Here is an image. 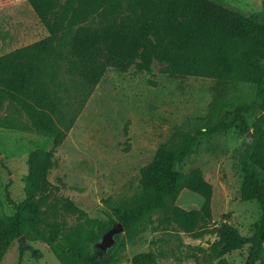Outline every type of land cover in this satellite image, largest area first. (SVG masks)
Returning <instances> with one entry per match:
<instances>
[{"label": "trees", "instance_id": "trees-1", "mask_svg": "<svg viewBox=\"0 0 264 264\" xmlns=\"http://www.w3.org/2000/svg\"><path fill=\"white\" fill-rule=\"evenodd\" d=\"M20 1L29 3L48 36L0 56V110L6 102L14 103L51 144L30 153L25 199L17 204L7 197L15 212L6 217L0 204V263L15 240L20 260L28 249L40 257L41 252L28 243L40 241L60 264L111 263L112 249L96 248L102 235L94 233V221L71 199L51 190L48 175L54 156L77 115L72 106L77 96L62 98L58 93L65 85L56 82L59 73L77 78L82 94L89 95L109 68L125 73L136 65L151 72L156 60L163 74L216 80L218 89L204 122L183 140L160 146L140 169L137 193L114 212L118 222L130 232L157 214L160 223L197 238L215 234L210 246L214 257L249 245L244 264H264V17L246 16L215 0ZM13 2L0 0V8ZM240 83L255 87L253 100L228 97L229 86ZM256 112L261 114L250 125L249 116ZM0 127L20 125L11 119L0 121ZM233 127L250 140L239 158L244 173L241 200L256 201L261 211L249 236L230 223L210 228L213 185L200 168L177 170L200 138ZM183 189L202 197L199 208L176 204ZM61 213L75 216L77 222L68 226ZM156 258L153 252L139 254L133 264H157Z\"/></svg>", "mask_w": 264, "mask_h": 264}, {"label": "rangeland", "instance_id": "rangeland-1", "mask_svg": "<svg viewBox=\"0 0 264 264\" xmlns=\"http://www.w3.org/2000/svg\"><path fill=\"white\" fill-rule=\"evenodd\" d=\"M215 1L246 16L264 17V0ZM35 19L26 1L14 0L0 8V56L46 36L40 21L35 28ZM161 67L155 60L151 72L140 71L136 65L125 73L109 68L89 95L82 94L80 80L59 73L56 83L65 88L58 95L64 99L77 96L72 101L77 115L57 149L48 179L53 195L69 198L83 209L94 221L93 231L99 236L118 222L115 210L137 193L140 169L153 159L160 146L193 133L204 122L208 105L217 93L216 80L166 75L161 73ZM255 95L253 85L240 83L228 88V97L233 101L249 102ZM18 109L14 103L6 102L0 110V121L15 119L20 125L19 129L0 127V204L6 217L15 212L8 196L17 204L25 199L30 153L46 150L51 144V139L39 135ZM259 114L249 116L250 125ZM249 144L248 137L241 136L234 127L206 135L177 168L183 173L200 168L213 185L210 228L230 223L243 236H249L260 218L256 201L241 200L244 173L239 158ZM202 202L201 196L187 189L176 200L178 206L188 210L199 208ZM60 217L68 226L77 222L75 216L61 213ZM216 239L215 234L197 238L174 225L162 224L154 214L134 225L130 232L118 234L109 264H133L135 256L149 252L156 255L157 264L245 263L249 245L214 257L210 246ZM28 243L41 252L40 257L28 249L20 260L15 240L0 264H60L48 245L40 241Z\"/></svg>", "mask_w": 264, "mask_h": 264}, {"label": "water", "instance_id": "water-1", "mask_svg": "<svg viewBox=\"0 0 264 264\" xmlns=\"http://www.w3.org/2000/svg\"><path fill=\"white\" fill-rule=\"evenodd\" d=\"M248 136L252 135V131H249ZM124 231V226L121 222L113 223L112 227L108 229L96 243V248L107 252L115 243V236ZM24 241V237H22Z\"/></svg>", "mask_w": 264, "mask_h": 264}, {"label": "crops", "instance_id": "crops-1", "mask_svg": "<svg viewBox=\"0 0 264 264\" xmlns=\"http://www.w3.org/2000/svg\"><path fill=\"white\" fill-rule=\"evenodd\" d=\"M34 15H35V20H34V22H35V28H36V23H38L39 22V18L36 16V14L34 13ZM41 23V22H40ZM40 33H41V29H40ZM44 33H45V35L47 36V30H46V28L44 27ZM42 34V33H41ZM45 36V37H46ZM40 40V39H39Z\"/></svg>", "mask_w": 264, "mask_h": 264}]
</instances>
